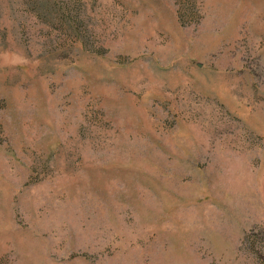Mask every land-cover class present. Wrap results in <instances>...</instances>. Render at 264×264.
Returning <instances> with one entry per match:
<instances>
[{"label": "rangeland", "instance_id": "obj_1", "mask_svg": "<svg viewBox=\"0 0 264 264\" xmlns=\"http://www.w3.org/2000/svg\"><path fill=\"white\" fill-rule=\"evenodd\" d=\"M0 264H264V0H0Z\"/></svg>", "mask_w": 264, "mask_h": 264}]
</instances>
